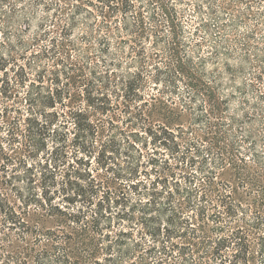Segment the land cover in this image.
Returning <instances> with one entry per match:
<instances>
[{
	"label": "trees",
	"instance_id": "trees-1",
	"mask_svg": "<svg viewBox=\"0 0 264 264\" xmlns=\"http://www.w3.org/2000/svg\"><path fill=\"white\" fill-rule=\"evenodd\" d=\"M0 264H264V0H0Z\"/></svg>",
	"mask_w": 264,
	"mask_h": 264
},
{
	"label": "rangeland",
	"instance_id": "rangeland-1",
	"mask_svg": "<svg viewBox=\"0 0 264 264\" xmlns=\"http://www.w3.org/2000/svg\"><path fill=\"white\" fill-rule=\"evenodd\" d=\"M238 82H239V80H238Z\"/></svg>",
	"mask_w": 264,
	"mask_h": 264
}]
</instances>
